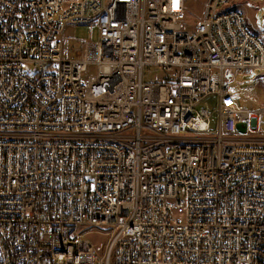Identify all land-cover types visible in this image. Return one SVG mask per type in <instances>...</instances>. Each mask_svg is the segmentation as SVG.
<instances>
[{"label": "built area", "instance_id": "1", "mask_svg": "<svg viewBox=\"0 0 264 264\" xmlns=\"http://www.w3.org/2000/svg\"><path fill=\"white\" fill-rule=\"evenodd\" d=\"M235 1L0 0V264H264L263 112L227 84L264 39ZM71 24L100 41L66 56Z\"/></svg>", "mask_w": 264, "mask_h": 264}, {"label": "rangeland", "instance_id": "2", "mask_svg": "<svg viewBox=\"0 0 264 264\" xmlns=\"http://www.w3.org/2000/svg\"><path fill=\"white\" fill-rule=\"evenodd\" d=\"M206 0H188L187 21L190 25L196 24L203 14V6ZM243 15L245 20L254 28V31L264 39V0L259 2H249L246 0H237L232 4ZM66 56L74 57L75 49L81 40L98 42L100 34L98 29L90 25L71 24L64 31ZM96 74V69L91 67L83 77V83L87 84L88 79ZM157 76L153 79L163 78L165 74L156 71ZM230 91L237 101V106L246 107L254 111L263 112L264 117V71H256L249 75L238 74L233 76L227 82ZM257 137L264 139V131ZM90 239L97 248H101L106 237L103 235L90 234Z\"/></svg>", "mask_w": 264, "mask_h": 264}, {"label": "crops", "instance_id": "3", "mask_svg": "<svg viewBox=\"0 0 264 264\" xmlns=\"http://www.w3.org/2000/svg\"><path fill=\"white\" fill-rule=\"evenodd\" d=\"M245 22H246V25L249 27V29L252 30L253 32H255L254 28H252V26L250 24H248V22L246 20H245Z\"/></svg>", "mask_w": 264, "mask_h": 264}]
</instances>
